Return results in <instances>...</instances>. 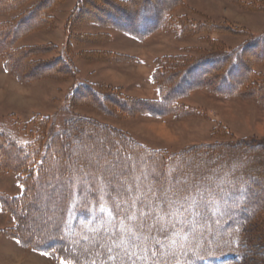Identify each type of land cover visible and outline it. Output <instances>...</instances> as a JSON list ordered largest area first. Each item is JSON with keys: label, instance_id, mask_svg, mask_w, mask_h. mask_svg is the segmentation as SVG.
Segmentation results:
<instances>
[{"label": "rangeland", "instance_id": "374dc122", "mask_svg": "<svg viewBox=\"0 0 264 264\" xmlns=\"http://www.w3.org/2000/svg\"><path fill=\"white\" fill-rule=\"evenodd\" d=\"M6 1L8 12L6 14L0 12V23L3 24L13 21L36 4L42 2V8L48 6L45 9L47 13L41 16L43 25L40 24L39 28L34 27L35 29L33 28V31L26 34L16 45L18 48H29L28 57L25 55H20V58L14 57L13 63L10 64L14 66L7 71L4 58L0 55V77L2 75L9 77L0 78L5 81H2L0 90L3 92L6 90L4 93L7 96L0 100V132L7 130L21 146L31 142L41 125L40 119L52 120L57 113L61 112L60 117L66 112V119L79 117L83 119L81 121L84 122L81 123L84 124L87 122L84 118L93 119L99 125L121 130L153 151L180 153L194 146L221 144L235 146L240 142L246 146L260 145L264 148V96L262 95L263 99L259 100L252 93L253 89L264 84V57L262 59L260 56L262 50L256 48L257 46L250 47L259 36L264 38V0H174L177 2L172 13L173 20H166L157 31L143 37L144 39L134 37L126 27L113 25L107 19L103 10H110L107 5L108 1L112 0H86L79 14L75 11L78 0ZM119 1L118 4L122 8L125 0ZM160 2L163 0H149L148 4L159 5ZM164 4L168 7L171 1L166 0ZM132 8L130 4L128 11ZM88 9L93 12H87ZM48 17L51 22L49 28L45 25ZM179 21L187 28L183 30V34L177 27L180 25ZM192 25H198L202 29L195 30ZM242 47L246 48L243 55L251 81L241 89L240 94L223 96L207 89H199L187 92V95L179 100V112L176 114L169 116L154 114L155 110L151 109L150 105L157 102L160 96L152 76L158 65L166 64V61L172 59L170 65L181 61L186 63L184 65L186 68L196 59L209 58L211 55L219 56L225 51ZM137 49L142 51L139 57H136ZM62 50L67 52L76 74L72 72L73 69H67L61 63L58 67L44 65L45 62L52 63L58 60ZM140 58L145 63L139 62ZM140 66L143 68L141 67L139 71ZM165 66L167 67V64ZM19 73L22 74V80L18 76ZM38 73L42 76L36 75ZM10 83L18 85L17 88L19 87L21 94L26 97V104L16 105L10 101V93L17 94L15 89L7 90ZM79 83L96 85L104 93L114 94L118 98H107L105 106L96 105L95 102L81 97L70 98L71 90ZM0 94L2 95L1 92ZM119 98L123 102L120 103ZM88 130L90 134L83 137L78 144H74L73 159L96 158L98 153L105 156L111 151L116 153L118 146L117 149L116 147L111 149L106 146L107 144L102 145L105 136L101 131L93 128ZM96 144L99 145L97 149L94 147ZM4 146L9 147L8 143ZM257 147L255 149L262 151ZM252 149H248L251 150L250 153L247 152L248 157L246 155L241 157L242 161L237 163V169L248 167L255 156L264 158V153L259 152L257 155ZM114 154L107 161L109 167L114 162L117 165L126 163L127 160H116ZM17 156L15 153L6 154L5 150H0V264H73L57 255L53 256L49 252L28 246L31 244L29 241L39 240L37 233L43 231L46 235L51 230L45 228L43 224L48 222L54 224L60 216V212L55 210V205L71 188V182L67 181L64 185L56 184L52 189L49 188L50 191L38 198L39 205L35 210L32 209L28 215H25L27 213L25 212V216L22 213L20 218L15 217L3 200L16 198L24 193L18 174L13 167H8L15 162ZM1 158H4L5 163ZM138 169L143 171V177L137 174ZM145 169L133 164L125 173L134 174L136 180L124 184L125 189L131 192L140 184L147 183ZM167 173L169 174V171ZM259 173L264 177V170H260ZM53 174L56 176L58 170L55 169ZM126 174L120 176V180L127 176ZM81 180H86V177H81ZM72 182L77 187L80 177L74 176ZM75 186L72 187V191L75 190ZM136 198L137 195L134 196V199ZM10 207L17 209L14 203ZM125 207L127 208V205ZM62 228L65 229L64 226ZM19 233L24 234L25 244L17 243ZM105 235L106 233H103L100 237L107 239ZM241 240L242 242L234 238L227 243H220L223 244L221 247L224 246L223 250L210 253L214 256L213 260H205L204 263L264 264V204L244 229ZM74 243L78 244V248L87 258L89 253L87 249L99 248V252L102 249V245L95 240L88 244L79 243L76 238L73 241L70 239L66 241L69 246ZM111 243L113 246L110 248L115 249L117 242ZM108 249L106 248L107 261L113 264L118 254L116 256L117 252L114 251L109 257ZM70 251L75 250L69 248L68 252Z\"/></svg>", "mask_w": 264, "mask_h": 264}, {"label": "trees", "instance_id": "16d2710c", "mask_svg": "<svg viewBox=\"0 0 264 264\" xmlns=\"http://www.w3.org/2000/svg\"><path fill=\"white\" fill-rule=\"evenodd\" d=\"M85 1L78 0L75 10L77 14L82 11L81 6ZM164 1L166 0L160 2L159 5L150 6L149 0H125L121 8L118 4L119 0H112L108 1L107 5L110 10H103V12L113 25L126 27L134 37L144 39L157 31L166 20H173L172 13L177 1L167 0L171 1L172 5L168 7ZM6 2V0L5 2L0 0V12L4 14L8 12ZM130 4L133 8L128 11ZM41 6L42 2L34 5L28 11L22 12L13 21L0 23V55L4 58L7 71L14 66H10L14 57L17 58L20 55L28 57L30 54L29 48H18L16 45L26 34L33 31L34 27L39 28L40 24L43 25L41 16L43 13H47L45 9L48 6L45 8ZM97 10L99 11V8ZM87 12L93 11L88 9ZM50 23L48 17L45 25L49 28ZM178 23L180 25L177 27L183 34L186 25L181 21ZM192 28L202 29L198 25H192ZM250 47L262 50L260 56L263 59L264 38L259 36ZM245 50L246 48L242 47L225 51L219 56L202 57L204 59H196L186 68L184 67L186 63L181 61L170 65L169 62L172 59L165 62L167 67L163 63L158 65L152 76V81L160 96L157 102L150 105L151 109L155 110L154 114L157 116L176 114L179 112V100L185 97L187 92L199 89H207L223 96L240 94L241 89L251 81L249 80V68L244 61L243 52ZM60 63L67 69H73L65 50H62L58 60L52 63L45 62L44 65L49 67L57 65L58 67ZM168 68H170L169 71ZM72 72L76 74L74 69ZM41 73L36 75H41ZM18 76L22 80V74L19 73ZM252 93L259 100L263 99L264 84L257 86ZM69 97L72 99L81 97V99H87L92 103L95 102L96 105L102 104V106H105L107 98H118L114 94L104 93L96 85L84 83L75 86ZM118 101L123 102L121 98ZM67 110L70 112L69 108ZM60 113H57L52 120L40 119L41 125L37 128L31 142L26 146H21L16 139L12 138V134L7 133V130L0 132V150H5L6 154L15 153L18 155L15 162L8 167H13L12 169L16 171L24 187V193L21 196L3 200L15 217L20 218L22 213L24 215L27 212L25 215H28L32 209L35 210L39 205L37 204L38 198L43 193L50 191L49 188L52 189L56 184L64 185L67 181L71 182V188L55 205V210L60 212V216L54 221V224L50 222L43 224L45 228H49L48 230L51 228V232L49 231L46 235L43 234V231L40 234L35 232L39 240L29 241L31 244L28 246L35 250L49 252L53 256L57 255L73 264H109L106 248H112L111 242L114 241V243L122 242V247L119 249L118 256L115 253L117 258L113 264H153V257L149 255V252H156L157 246L153 242V238H155L167 242V247L161 249L162 255L157 258V264H205V260L211 261L214 258L210 253H218L223 250L224 246L221 247L223 244L220 243H227L234 238L242 242L244 229L264 204V177L259 173L260 170H264V158L258 155L259 152L264 153V148L260 145L258 147L262 151L255 149L257 145L246 146L242 142L235 146L231 144L194 146L184 149L180 153H169L166 150L153 151L119 129L114 130L105 125H99L98 122L90 118H84L87 120L84 124L81 123L84 122L81 121L82 118L66 119V112L59 117ZM61 120L63 121L61 122ZM90 128L103 133L105 138L102 145L107 144L106 146L111 149L115 147L117 149L118 146L115 154L111 151L104 156L106 162L113 154L116 160L128 161L115 167L113 171L116 174H120L121 171L127 172L133 164H136L138 167L146 168L144 171L148 182L140 184L129 192L125 189L124 184L133 182L136 177L134 174H126L127 176L120 180L121 195L117 196L114 191L115 186L109 183L111 175L106 178L103 173L95 172L97 178L92 185L95 191L90 195H85L82 189L88 185L85 180H81V177L87 179V173L94 170L96 158L75 157L73 159L72 148L74 144H78L83 137L90 134L88 130ZM5 143H8L9 147L5 148ZM98 146L96 144L95 149ZM249 148H253L252 151L258 156H255L248 167L237 169L236 165L242 161L241 157L245 155L248 157L247 152H251V150L248 151ZM216 152L219 154L216 155ZM1 159L4 160V158ZM55 169L58 170L56 176L53 174ZM137 174L139 177H143L144 173L138 169ZM77 175L80 177V183L76 187L72 179ZM177 180L181 181L179 186L176 185ZM256 180L257 182H254ZM192 185L210 186V189L217 190L223 188L225 191L237 190L240 199L236 200L233 196H227V203H225L216 193L208 195L207 219L201 220L190 212L184 211V208L187 207L185 197L188 194L178 190V187L182 189ZM73 186H75L74 191H72ZM167 191H169V195H167ZM136 195L138 198L134 199ZM191 195L195 196L199 202L200 196L196 192H192ZM165 200L168 204L166 210L162 203ZM139 201L144 202L142 211L147 218L148 225L151 226V231L137 232V225L141 218ZM12 203L17 206V209L14 210L10 207ZM118 203L122 209L128 210L121 211L119 216L116 215V204ZM192 211H195V206ZM133 213H136L134 218H126L132 217ZM160 227L167 229L166 236L158 231ZM117 231L121 233L119 241L112 238ZM129 231L141 239V246L134 247L129 252L136 253L139 258L134 262L123 257V252L128 247L127 235ZM8 233L11 232L8 231ZM103 233H106L107 239L100 237ZM23 236L24 234L19 233L18 240L25 244ZM75 238L79 243L87 244L95 240L96 243L102 245V249L99 252V248H92L95 253H88L87 258L86 254L78 248V244L74 243L72 246L66 244L68 239L73 241ZM69 248L75 251L68 252Z\"/></svg>", "mask_w": 264, "mask_h": 264}, {"label": "snow or ice", "instance_id": "6c2138e0", "mask_svg": "<svg viewBox=\"0 0 264 264\" xmlns=\"http://www.w3.org/2000/svg\"><path fill=\"white\" fill-rule=\"evenodd\" d=\"M91 163V162H90ZM120 165H116V164H112L111 167L108 166V162H106L105 157L103 155V153H98L96 155V159H95V166H94V170L90 171L87 173V179L85 180V183L88 185V187L83 188V192L85 195H90L91 193H93L95 191V188L92 186L96 180V175L94 174L95 172H100L103 173L105 175V177L107 178L109 175H111V180H109V183L114 185V191L116 192L117 196L121 195V191L120 189L122 188V185L120 184V176L125 175L126 173L121 171V173L119 175H117L113 169L115 167H118ZM153 179L155 180L156 177L154 176ZM159 182V181H157ZM181 184V181L177 180L176 181V185L179 186ZM178 190H182L185 193H187L188 195H186L185 197V203L187 204V207L184 208L185 212H190L192 215H194L195 217H199L201 220H205L207 219V212H208V202H207V196L212 194V193H216L219 195L220 199L224 200L225 203H227V196H233L236 198V200H239L240 197L237 195V190H230V191H225L223 188L220 189H210V186H201V185H192V186H186L182 189ZM192 192H196L197 195L200 196V200L199 202H197L196 197L191 195ZM139 203L141 204V218H140V222L137 225V232H141L144 230L147 231H151V226L148 225L147 223V218H145L144 213L142 211L143 207H144V202L143 201H139ZM165 210L167 209V201H162ZM135 206V205H133ZM193 206H195V211H192ZM86 211V209H85ZM121 211H128L127 209H122L121 205L118 203L116 204V215L119 216L121 214ZM136 216V213L132 214V217H126L128 219L134 218ZM158 231L163 234V235H167V229L164 227H160L158 229ZM120 236L121 233L119 231H117L112 238L115 240H120ZM153 242L154 244L157 246L156 247V252L152 253L149 252V255L153 257V264H157V258L160 257L162 255L161 253V249L167 247V242L165 241H161L159 239H155L153 238ZM17 243H21L20 240H17ZM127 245L128 247L124 250L123 252V257L126 260L129 261H135V259H137V255L133 252L131 253V255L129 254L130 250L134 247H138L141 246V239L134 233H131L129 231V234L127 235ZM122 247V242L121 243H117L116 248L115 249H108L109 252V257H111V252L112 251H116L117 254L119 255V249ZM87 252L91 253L94 251V249H87Z\"/></svg>", "mask_w": 264, "mask_h": 264}, {"label": "bare ground", "instance_id": "6f19581e", "mask_svg": "<svg viewBox=\"0 0 264 264\" xmlns=\"http://www.w3.org/2000/svg\"><path fill=\"white\" fill-rule=\"evenodd\" d=\"M15 83H10L9 86L7 87V90L9 91L10 90H16L17 91V94H15L14 92L13 93H10V101H12L14 104L16 105H24L26 104V97L24 94H21V89L16 85H14ZM2 95L0 94V97ZM165 133V132H164Z\"/></svg>", "mask_w": 264, "mask_h": 264}, {"label": "crops", "instance_id": "0c3cea01", "mask_svg": "<svg viewBox=\"0 0 264 264\" xmlns=\"http://www.w3.org/2000/svg\"><path fill=\"white\" fill-rule=\"evenodd\" d=\"M134 51H135V50H134ZM140 52H142L141 49H137L136 54H137L138 56H136V57H139V55H140L139 53H140ZM140 57L143 58L142 56H140ZM141 58H140V59H141ZM139 62H141V63H145V62L142 61V59H141ZM141 67H142V66L139 67V71H140V68H141ZM142 68H143V67H142ZM144 69H145V68H144ZM144 72H145V71H144ZM2 76L7 77L6 75H2ZM2 76H1V77H2ZM1 77H0V78H1ZM7 78H9V77H7ZM2 81H3V79H2V80L0 79V85H1L3 82H5V81H3V82H2ZM12 81H13V80H12ZM2 85H3V84H2ZM16 85H17V84H16ZM17 86H18V85H17ZM0 92L2 93V96L0 97V100H2V99L6 96V95H5L6 90L4 91L5 93H4L3 91H1V90H0ZM6 97H7V96H6ZM7 99H8V98H7ZM19 252H20V250H19Z\"/></svg>", "mask_w": 264, "mask_h": 264}]
</instances>
